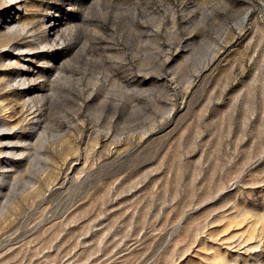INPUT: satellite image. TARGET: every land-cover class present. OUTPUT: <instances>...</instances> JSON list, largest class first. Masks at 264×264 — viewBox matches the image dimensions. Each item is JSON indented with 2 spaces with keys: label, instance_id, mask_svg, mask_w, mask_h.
I'll return each mask as SVG.
<instances>
[{
  "label": "rangeland",
  "instance_id": "374dc122",
  "mask_svg": "<svg viewBox=\"0 0 264 264\" xmlns=\"http://www.w3.org/2000/svg\"><path fill=\"white\" fill-rule=\"evenodd\" d=\"M0 264H264V0H0Z\"/></svg>",
  "mask_w": 264,
  "mask_h": 264
}]
</instances>
